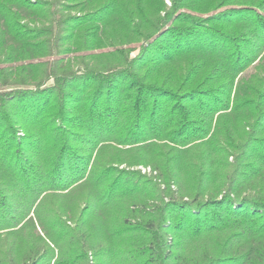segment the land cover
Returning a JSON list of instances; mask_svg holds the SVG:
<instances>
[{"label": "trees", "instance_id": "trees-1", "mask_svg": "<svg viewBox=\"0 0 264 264\" xmlns=\"http://www.w3.org/2000/svg\"><path fill=\"white\" fill-rule=\"evenodd\" d=\"M170 3L0 0V264H264V0Z\"/></svg>", "mask_w": 264, "mask_h": 264}, {"label": "rangeland", "instance_id": "rangeland-1", "mask_svg": "<svg viewBox=\"0 0 264 264\" xmlns=\"http://www.w3.org/2000/svg\"><path fill=\"white\" fill-rule=\"evenodd\" d=\"M164 1H165L166 5L168 7L171 6L170 0H164ZM135 55H136V53H132V56L133 57ZM122 168H124V167H122ZM132 170H139V171H141L142 174H146V175H151L152 174V171H151L150 168H144V167H141V166L140 167L133 168Z\"/></svg>", "mask_w": 264, "mask_h": 264}]
</instances>
